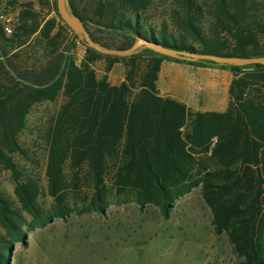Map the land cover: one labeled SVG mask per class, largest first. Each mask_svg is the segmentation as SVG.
<instances>
[{"label": "trees", "instance_id": "trees-1", "mask_svg": "<svg viewBox=\"0 0 264 264\" xmlns=\"http://www.w3.org/2000/svg\"><path fill=\"white\" fill-rule=\"evenodd\" d=\"M68 2L105 48L143 40L193 53L264 56V0ZM2 15L13 26L8 34L0 18V186L10 182L15 202L0 187V264H10L17 243L27 245V230L55 219L105 215L128 202L156 207L168 219L177 200L198 187L235 264H264L263 64L185 61L145 45L131 55L104 54L71 30L56 0H0ZM164 60L229 69L226 110L192 111L161 96ZM117 63L124 76L113 84ZM55 102L37 137L25 140L35 108Z\"/></svg>", "mask_w": 264, "mask_h": 264}, {"label": "rangeland", "instance_id": "rangeland-1", "mask_svg": "<svg viewBox=\"0 0 264 264\" xmlns=\"http://www.w3.org/2000/svg\"><path fill=\"white\" fill-rule=\"evenodd\" d=\"M82 49L75 47L78 57H82ZM167 65L174 71L175 82L188 73H209L196 68L198 64L184 61L165 60L161 68L166 69ZM98 69L101 74L100 66ZM123 76V64H115L109 73L110 81L119 84ZM204 96L201 94L200 99ZM58 107V102L36 107L29 116L25 140L31 142L37 137L35 129L43 123L41 118ZM0 187L14 201L10 182L3 179ZM41 204L46 207L49 200L42 197ZM26 237V246L17 243L13 247L10 264H180V255L187 256L184 261L189 264L238 261L226 235L215 233L211 212L199 187L177 200L168 219L156 207L140 209L128 202L111 205L105 215L91 213L55 219L33 231L27 230Z\"/></svg>", "mask_w": 264, "mask_h": 264}, {"label": "crops", "instance_id": "crops-1", "mask_svg": "<svg viewBox=\"0 0 264 264\" xmlns=\"http://www.w3.org/2000/svg\"><path fill=\"white\" fill-rule=\"evenodd\" d=\"M164 62L165 60L162 65ZM167 66L166 69L161 68L158 75L157 89L161 96L175 98L194 111L223 112L226 110L233 79L229 69L214 65H199L196 68L208 70L209 73L194 74V76L188 73L181 76L180 81L175 82L177 78L174 71L172 67ZM201 94H205L202 99H200ZM186 258L187 256L180 255V264H189L184 261Z\"/></svg>", "mask_w": 264, "mask_h": 264}, {"label": "water", "instance_id": "water-1", "mask_svg": "<svg viewBox=\"0 0 264 264\" xmlns=\"http://www.w3.org/2000/svg\"><path fill=\"white\" fill-rule=\"evenodd\" d=\"M57 9L60 17L71 28V30L82 40L88 47H91L101 53L126 56L138 52L143 45L157 51L161 54L167 55L185 61L209 60L219 64L225 65H249V64H263L264 56L260 57H229L218 56L213 54L193 53L186 51H179L174 49L163 48L162 46L151 44L147 41L138 40L128 49L105 48L100 44L94 42L85 25L72 13L68 0H56Z\"/></svg>", "mask_w": 264, "mask_h": 264}, {"label": "built area", "instance_id": "built-area-1", "mask_svg": "<svg viewBox=\"0 0 264 264\" xmlns=\"http://www.w3.org/2000/svg\"><path fill=\"white\" fill-rule=\"evenodd\" d=\"M0 18L5 22V30L8 34H10L12 32V26L13 23L11 22V16L10 15H2L0 16ZM84 50H82V54H83Z\"/></svg>", "mask_w": 264, "mask_h": 264}]
</instances>
